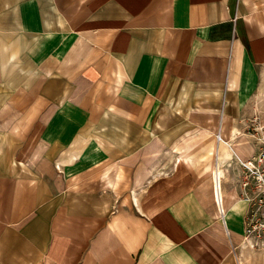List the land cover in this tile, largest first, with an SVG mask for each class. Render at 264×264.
I'll return each instance as SVG.
<instances>
[{"label":"crops","instance_id":"crops-1","mask_svg":"<svg viewBox=\"0 0 264 264\" xmlns=\"http://www.w3.org/2000/svg\"><path fill=\"white\" fill-rule=\"evenodd\" d=\"M263 103L264 0H0V264H237Z\"/></svg>","mask_w":264,"mask_h":264},{"label":"built area","instance_id":"built-area-1","mask_svg":"<svg viewBox=\"0 0 264 264\" xmlns=\"http://www.w3.org/2000/svg\"><path fill=\"white\" fill-rule=\"evenodd\" d=\"M248 128L249 134L256 142L257 151L250 160L241 164L242 181L239 183L242 201L247 206L246 236L251 223H253L254 229L263 231L262 238L264 240V103L259 106L256 115L249 120ZM216 202L218 211L223 217L224 209L217 192V183Z\"/></svg>","mask_w":264,"mask_h":264},{"label":"rangeland","instance_id":"rangeland-1","mask_svg":"<svg viewBox=\"0 0 264 264\" xmlns=\"http://www.w3.org/2000/svg\"><path fill=\"white\" fill-rule=\"evenodd\" d=\"M251 223L245 244L235 253L237 264H264V240L263 231L254 229Z\"/></svg>","mask_w":264,"mask_h":264},{"label":"bare ground","instance_id":"bare-ground-1","mask_svg":"<svg viewBox=\"0 0 264 264\" xmlns=\"http://www.w3.org/2000/svg\"><path fill=\"white\" fill-rule=\"evenodd\" d=\"M216 173H217V172H216ZM214 175H215V174H214ZM217 176H218V175H217ZM215 177H216V176H215ZM215 177H214V178H215ZM215 180H216V179H215ZM217 181H218V180H216V183H217Z\"/></svg>","mask_w":264,"mask_h":264}]
</instances>
